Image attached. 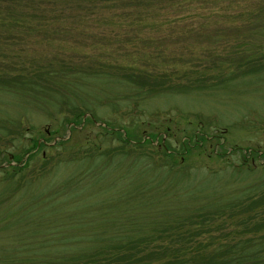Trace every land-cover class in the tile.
Masks as SVG:
<instances>
[{
  "label": "rangeland",
  "instance_id": "1",
  "mask_svg": "<svg viewBox=\"0 0 264 264\" xmlns=\"http://www.w3.org/2000/svg\"><path fill=\"white\" fill-rule=\"evenodd\" d=\"M171 10H161L148 22L176 16L181 24L167 32L148 27L146 32H68L52 38L31 35L23 47L0 43V82L21 74L44 77L38 83L44 92L37 88L35 102L28 93L23 98L18 90H0V165L17 164L34 142L56 145L38 150L22 175L25 188L11 186L3 194L16 193L14 201L0 197V212L18 216L25 206L33 211L20 221L1 220L0 257L57 256L62 243L96 241L94 233L129 227L137 213L140 227H148L154 221L172 222L173 216L163 213L181 214L207 204L217 208L229 201L232 213L217 216L213 228L219 229L213 234L233 241L260 234L251 230L264 217V203H252L249 194L236 196L264 180V32H232L218 14L210 17V32H179L185 13ZM112 25L102 24L105 29ZM240 42L246 45L237 46ZM65 53L75 57L69 66ZM109 65L149 72L150 84L159 82L161 88L142 98L127 79L90 74ZM69 67L84 73L69 77L66 94L57 91L64 84L50 75ZM54 83L59 95L52 92ZM17 87L22 89L20 83ZM75 104L87 108L81 110L79 126L70 122ZM106 130H111L108 137ZM118 138L150 142L143 148L151 155L152 161H144L150 166L141 169L131 156L109 163L107 149L120 147ZM62 140L66 144H59ZM162 141L175 153L169 171L162 167L166 163L157 146ZM98 149L106 155L104 168L77 162L78 155ZM4 190L0 183V195ZM55 193L60 196L51 203ZM30 194L50 197L48 205ZM236 200L244 202L239 207ZM40 241L47 242L41 249L48 252L27 251L39 250Z\"/></svg>",
  "mask_w": 264,
  "mask_h": 264
},
{
  "label": "trees",
  "instance_id": "2",
  "mask_svg": "<svg viewBox=\"0 0 264 264\" xmlns=\"http://www.w3.org/2000/svg\"><path fill=\"white\" fill-rule=\"evenodd\" d=\"M169 7H172L171 12L174 15L180 12L185 13L186 22L182 24L183 26L179 32H210L212 23H214L211 22L210 17L214 14L226 19L224 21H227L226 23L229 24L232 32H264V0H0V43L23 47L28 43L26 38L31 35L47 34L49 35L48 38H52L68 32H71V35H74L72 32H128L129 30L146 32L144 31L146 27L151 32H167L175 25L181 24L176 16L164 18V21L153 25H148V22L149 18L161 14V10L164 13L167 12ZM224 10L226 12H223ZM196 18L199 20H195ZM107 22H112L113 25L105 29L102 24ZM92 23L95 25H91ZM170 32H177V30L172 29ZM243 45H246V42L237 44V46ZM68 55L65 53V56L70 59L69 64H67L69 66L73 62L72 58L75 57H69ZM1 67L2 65H0ZM75 69L69 67V70H64L65 72L57 70L50 72V76L55 78V83L64 84L57 91L62 92L63 90L64 93H68L66 85H70L69 77L76 73L82 75L83 72ZM118 70H124L128 73L119 76ZM135 70L138 72H135ZM44 73L42 71L38 76ZM53 74L55 75L53 76ZM90 74L97 78L116 76L115 78L120 81L127 79L129 80L127 84L131 87L130 90H134V94L138 97L142 96V98H145L143 95L161 88L159 82L150 84L153 81H149L147 78L151 77L149 72L140 71L134 67L131 68V66H99L98 71L97 69L92 70ZM33 77L36 76L21 74L12 79H5L0 82L2 88L0 90L7 91L10 94L22 92L20 96L23 98H26L25 95L28 93L27 96L32 102H35L37 88L42 91V87L38 83L44 80V77L31 79ZM61 79L64 80L60 82ZM19 83L22 89L17 87ZM46 83L45 80L43 85ZM55 83L52 92L54 91L59 95L55 91ZM46 86L49 87L48 83ZM50 92V89L46 90V93ZM55 93L50 94L51 98L55 96ZM73 107L75 108L74 117L70 122L73 126H79L77 122L82 118L81 110L87 108L81 104H75ZM110 132L111 130H106L104 136L108 137ZM118 139H120V147L107 149L106 155H109V161L107 159L105 161L116 163L122 161L123 157L131 156L132 163L136 160V166H140L141 169L150 166L149 163H144V161H152L151 155L143 149L150 142L140 143L139 141L130 142L123 138ZM59 144L64 145L66 141H59ZM157 146L162 152L166 163L162 167L166 171L172 170L174 151L168 148L163 141ZM28 147L22 153V156L28 153L24 163L23 157L20 156L17 157V164L15 165H0V183H4L5 186L4 192L0 195L3 202L10 203L14 201L13 198L16 193L3 197L5 192H9V187L20 186L21 189L25 188L26 184L21 183V180L25 177L22 175L34 162L38 150L41 148L50 149L56 147V145L46 146L45 143L34 142L33 146ZM139 150L141 152L138 153ZM96 151L82 157L75 154L79 157L77 162L85 160L84 162L91 163L93 166L104 168L106 163L103 161V157L106 155L101 153L100 149ZM15 157L14 155L12 158ZM244 165L245 163L241 164V166ZM247 168L248 171L253 167ZM243 190L236 196V199L249 194L252 203H264V180L259 184H250ZM258 192H260L259 196L255 197ZM41 196L42 194L27 195L36 203L48 205L50 197ZM59 196L55 193L51 203ZM243 202V200H236L233 203H238L240 207ZM230 206L231 202L229 201L217 208H212V205L207 204L204 207L194 208L181 214L175 212L163 213L164 216H173L172 222L154 221L148 227H140L138 224L139 213H137L134 218H129L132 222L129 227H122L110 234L104 232L94 233L97 236L96 239H98L96 241L83 244H77L76 241L62 243L61 246H58L62 253L57 256L31 254L19 258L0 257V264H264V217H261L260 221H256L253 225L254 228L251 231L260 232L255 236H244L233 241L223 240V237L213 234V231L219 229V227L213 228L217 216L232 213L228 212ZM27 209L28 207L25 206L22 209L23 213L18 216H12L13 211L10 213V210L1 211L0 223L3 218L20 221L25 215L32 216L33 211ZM256 216H259V214L256 213ZM241 224L246 225L245 223ZM0 228H3V226L0 225ZM53 234L52 232L51 236ZM46 243L40 241L36 244L39 250L27 251L48 252L49 250L41 249Z\"/></svg>",
  "mask_w": 264,
  "mask_h": 264
}]
</instances>
